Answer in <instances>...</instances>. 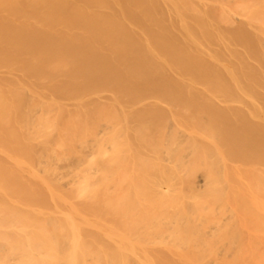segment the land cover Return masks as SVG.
Segmentation results:
<instances>
[{
    "label": "bare ground",
    "instance_id": "obj_1",
    "mask_svg": "<svg viewBox=\"0 0 264 264\" xmlns=\"http://www.w3.org/2000/svg\"><path fill=\"white\" fill-rule=\"evenodd\" d=\"M0 264H264V0H0Z\"/></svg>",
    "mask_w": 264,
    "mask_h": 264
},
{
    "label": "rangeland",
    "instance_id": "obj_2",
    "mask_svg": "<svg viewBox=\"0 0 264 264\" xmlns=\"http://www.w3.org/2000/svg\"><path fill=\"white\" fill-rule=\"evenodd\" d=\"M129 102H131V101H129ZM129 102H127V103H129ZM133 102H134V101H133ZM133 102H132V103H133ZM174 102H176V101H174ZM178 102H179V101H178ZM141 103H142V102H141ZM144 103H146V102H144ZM129 104H131V103H129ZM142 104H143V103H142ZM140 108H141V107H140ZM141 109L143 110V108H141ZM141 109H140V110H141ZM144 109H145V108H144ZM137 110H138V109H137ZM146 111H147V108H146ZM135 112H136V111H135ZM136 113H137V112H136ZM138 113H144V112H138Z\"/></svg>",
    "mask_w": 264,
    "mask_h": 264
}]
</instances>
